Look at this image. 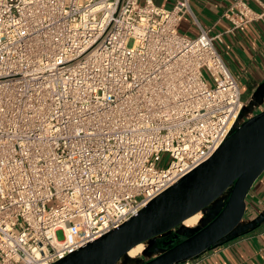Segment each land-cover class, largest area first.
<instances>
[{"label": "built area", "instance_id": "obj_1", "mask_svg": "<svg viewBox=\"0 0 264 264\" xmlns=\"http://www.w3.org/2000/svg\"><path fill=\"white\" fill-rule=\"evenodd\" d=\"M255 1L229 6V32L263 19ZM190 3L0 0V264H55L120 228L234 130L238 80L222 35L181 34Z\"/></svg>", "mask_w": 264, "mask_h": 264}, {"label": "water", "instance_id": "obj_2", "mask_svg": "<svg viewBox=\"0 0 264 264\" xmlns=\"http://www.w3.org/2000/svg\"><path fill=\"white\" fill-rule=\"evenodd\" d=\"M244 109L234 130L209 160L120 228L55 264H181L252 227L246 219L247 197L264 173V110L247 117ZM198 214L205 218L195 227L184 226ZM170 236L163 243L168 248L155 247L158 239ZM139 245H145L141 255L129 257ZM147 255L149 261L144 260Z\"/></svg>", "mask_w": 264, "mask_h": 264}, {"label": "crops", "instance_id": "obj_3", "mask_svg": "<svg viewBox=\"0 0 264 264\" xmlns=\"http://www.w3.org/2000/svg\"><path fill=\"white\" fill-rule=\"evenodd\" d=\"M176 1L155 0L159 6L168 9ZM234 1L191 0L192 14L184 17L180 32L186 37L196 38L201 26L210 30L213 36L222 35L218 48L231 73L238 80L245 105L244 116L251 117L264 110V17L244 31L229 32L231 24L223 18V14ZM247 1L257 12L263 11L255 0ZM259 1L264 4V0ZM263 213L264 173L247 197L246 219L253 226L226 239L217 248L202 254L196 260L199 264H264ZM209 215L213 216L212 213ZM203 218L205 215L201 214L200 219ZM158 240L155 247L160 248ZM150 252H154V249Z\"/></svg>", "mask_w": 264, "mask_h": 264}, {"label": "bare ground", "instance_id": "obj_4", "mask_svg": "<svg viewBox=\"0 0 264 264\" xmlns=\"http://www.w3.org/2000/svg\"><path fill=\"white\" fill-rule=\"evenodd\" d=\"M200 217H201V214H198L194 217L189 218L188 220L185 221L184 226L195 227L199 223ZM144 248H145V245H139L135 247L129 252V257L134 258L138 256L140 253H142Z\"/></svg>", "mask_w": 264, "mask_h": 264}, {"label": "rangeland", "instance_id": "obj_5", "mask_svg": "<svg viewBox=\"0 0 264 264\" xmlns=\"http://www.w3.org/2000/svg\"><path fill=\"white\" fill-rule=\"evenodd\" d=\"M145 1H146V0H140V3H141V4H144ZM243 118H244V117H243ZM168 163H169V157H168V156H165L161 165H162V167H166ZM221 201H222V198L219 199V200L216 202V204H220ZM57 236H58V239H59V240H62V239L64 238L62 232H58ZM161 249H163V248H161ZM162 251H163V250H160V251L158 252V254L160 255ZM150 259H151V258H150L149 255H147L146 258H144L145 261H149Z\"/></svg>", "mask_w": 264, "mask_h": 264}, {"label": "flooded vegetation", "instance_id": "obj_6", "mask_svg": "<svg viewBox=\"0 0 264 264\" xmlns=\"http://www.w3.org/2000/svg\"><path fill=\"white\" fill-rule=\"evenodd\" d=\"M170 239H171V237L170 238L159 239L158 242L160 244V247H162V248H168L169 246H163V243H164V241H168Z\"/></svg>", "mask_w": 264, "mask_h": 264}]
</instances>
